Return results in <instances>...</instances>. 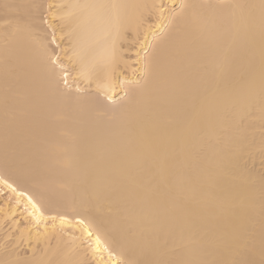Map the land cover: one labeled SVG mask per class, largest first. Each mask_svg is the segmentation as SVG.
I'll return each instance as SVG.
<instances>
[{
	"label": "bare ground",
	"instance_id": "1",
	"mask_svg": "<svg viewBox=\"0 0 264 264\" xmlns=\"http://www.w3.org/2000/svg\"><path fill=\"white\" fill-rule=\"evenodd\" d=\"M0 264H264V0H0Z\"/></svg>",
	"mask_w": 264,
	"mask_h": 264
}]
</instances>
